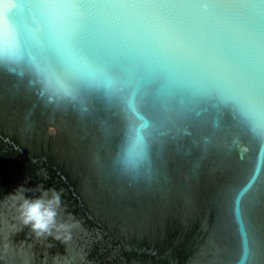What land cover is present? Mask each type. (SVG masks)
Returning a JSON list of instances; mask_svg holds the SVG:
<instances>
[{
  "label": "water",
  "instance_id": "water-1",
  "mask_svg": "<svg viewBox=\"0 0 264 264\" xmlns=\"http://www.w3.org/2000/svg\"><path fill=\"white\" fill-rule=\"evenodd\" d=\"M0 264H264V0H0Z\"/></svg>",
  "mask_w": 264,
  "mask_h": 264
}]
</instances>
